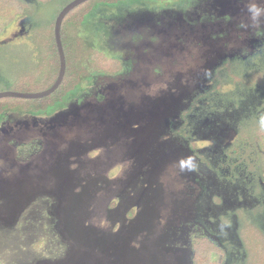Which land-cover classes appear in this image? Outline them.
<instances>
[{
    "label": "rangeland",
    "instance_id": "rangeland-1",
    "mask_svg": "<svg viewBox=\"0 0 264 264\" xmlns=\"http://www.w3.org/2000/svg\"><path fill=\"white\" fill-rule=\"evenodd\" d=\"M68 1L30 0L20 10L33 8L34 18L51 26ZM146 1L151 2L140 0L122 11L101 6L87 21L101 34L105 51L124 62L122 72L92 75L51 113L2 117L0 264H110L104 259L109 255L130 264L141 248L151 256L148 245L162 233L142 226L139 213L146 217L160 206L165 215L178 210L163 233L173 235L162 247L186 248L190 234L202 233L191 226L197 185L189 184L179 155H170L164 166L170 135L158 129L179 117L193 93L205 90L211 67L255 50L252 41L264 36V0H187L174 6ZM22 18L4 29L0 44L30 43ZM234 137L230 129L224 142ZM141 193L153 197L148 210L141 208ZM165 204L168 211L162 212ZM173 253L172 259L185 254Z\"/></svg>",
    "mask_w": 264,
    "mask_h": 264
},
{
    "label": "flooded vegetation",
    "instance_id": "flooded-vegetation-1",
    "mask_svg": "<svg viewBox=\"0 0 264 264\" xmlns=\"http://www.w3.org/2000/svg\"><path fill=\"white\" fill-rule=\"evenodd\" d=\"M22 2H30V0H22ZM23 16L20 22L25 29L29 27L30 22L27 15ZM252 42L255 49L252 53L262 49L264 54V36ZM214 68L215 66L211 67L208 75ZM200 90L188 98L184 107L178 111L179 117L175 121L168 122L167 118L166 125L164 123L158 130L163 135H170L162 156L164 166L169 162L170 155H179L177 159L186 160L185 176L191 180L189 184L197 185L195 188L191 184L192 200L194 199L191 226H193L192 230L197 227L202 233L198 234L199 236L190 234L186 248L177 247L169 250L167 247H162L160 244L173 235V231L170 234L163 233L166 229H170V221L174 223V216L177 215L178 210L174 209V213L165 215L160 211L161 206L153 209L149 207L148 200H153V197L141 193L139 197L141 208L143 207L144 210L150 208L154 213L147 212L146 217H143L141 210L137 218L139 223L145 228L159 227L162 233L148 245L152 248L151 256L145 254L141 250L144 248H141L130 264H195L193 244L200 238H206L220 248L223 256L218 264H264V144L258 139L259 135L254 142L251 140L250 145L240 140L238 134L239 127L244 125V118L251 119L252 115H255L253 117L261 123L264 131V89L261 93L251 92L240 106L217 110L205 108L198 114L190 113L187 110L193 100L205 91L202 88ZM246 108L248 116L244 115L245 113L241 116L240 111ZM176 111L174 114H177ZM167 114L169 115V112ZM181 126L186 136H182L177 131ZM230 129L235 130V137L230 142H224ZM151 132V130L147 131L148 134ZM202 138L211 139V143L199 145L198 142ZM241 152L243 155L245 153L249 155L252 165L243 161ZM145 182L147 184L148 180ZM155 183L157 185V182ZM160 187L159 195L163 197L164 192ZM158 199L162 204V198ZM163 208L168 211L169 205H163L162 212ZM129 214H131L130 210ZM130 216L132 217V214ZM181 221L182 219L177 224ZM128 231L129 228H125L123 233H129ZM188 234L189 232H186L185 238ZM170 252L185 254L172 259ZM110 257L112 256L104 257L107 263H119V258L110 260Z\"/></svg>",
    "mask_w": 264,
    "mask_h": 264
},
{
    "label": "trees",
    "instance_id": "trees-1",
    "mask_svg": "<svg viewBox=\"0 0 264 264\" xmlns=\"http://www.w3.org/2000/svg\"><path fill=\"white\" fill-rule=\"evenodd\" d=\"M38 5H47L60 0H35ZM72 0H69L70 2ZM140 0H86L70 10L64 17L60 36L66 60L63 80L56 90L39 98H0V122L10 112L21 114H48L65 102L70 95L76 94L85 80L95 74L115 75L125 69V64L117 56L111 55L102 47L103 39L98 31H93L87 21L97 15L101 6L112 7L116 11ZM155 1V2H153ZM187 0H151L152 6L165 3L171 6L183 5ZM68 2L64 3V7ZM22 0H0V35L5 28L20 15H27L30 22L29 44H0L1 64L0 90L38 92L37 86L45 84L49 88L56 80L60 58L54 37V25L45 26L34 17L36 10L30 8L21 12ZM25 4V3H24ZM33 6V5H32ZM61 7V9H62ZM14 10L9 16L7 10ZM60 9V10H61ZM82 29H87L83 31ZM209 85L199 94L187 111L198 114L201 110L223 109L240 106L251 92L261 93L264 89V54L262 49L245 58L235 55L226 57L208 75ZM201 102V104H199ZM244 118V125L238 129L240 140L251 145L258 139L264 140L261 123L253 117ZM261 116V115H260ZM258 121V122H257ZM261 129V130H260ZM177 131L186 136L183 126ZM243 152H241V156ZM243 161L252 165L249 155ZM245 159V160H244ZM40 242H38V245ZM195 264H218L222 255L220 248L206 238L196 239L193 244Z\"/></svg>",
    "mask_w": 264,
    "mask_h": 264
},
{
    "label": "water",
    "instance_id": "water-1",
    "mask_svg": "<svg viewBox=\"0 0 264 264\" xmlns=\"http://www.w3.org/2000/svg\"><path fill=\"white\" fill-rule=\"evenodd\" d=\"M86 0H72L68 2L62 9L58 12L55 21H54V37L56 41V46L59 53L60 58V67L59 72L56 80L54 83L47 89L38 91V92H20V91H14V90H2L0 91V98L1 97H18V98H39L49 95L51 92L56 90L58 86L61 84L65 69H66V60L65 55L63 52L62 42H61V36H60V30H61V24L66 16V14L72 10L77 5L85 2Z\"/></svg>",
    "mask_w": 264,
    "mask_h": 264
}]
</instances>
